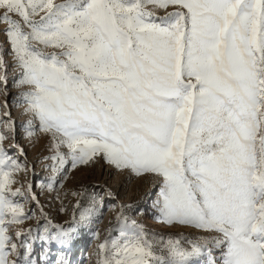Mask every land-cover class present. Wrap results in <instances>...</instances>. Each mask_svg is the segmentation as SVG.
<instances>
[{"label": "snow or ice", "instance_id": "snow-or-ice-1", "mask_svg": "<svg viewBox=\"0 0 264 264\" xmlns=\"http://www.w3.org/2000/svg\"><path fill=\"white\" fill-rule=\"evenodd\" d=\"M0 33V91L10 54L27 135L49 137L53 172L102 160L154 174L160 222L216 234L165 239L133 221L98 245L99 264H264V0H0ZM4 115L0 264H38L34 230L9 232L32 217ZM44 218L39 239L68 247L76 230ZM49 253L44 264H70Z\"/></svg>", "mask_w": 264, "mask_h": 264}, {"label": "rangeland", "instance_id": "rangeland-1", "mask_svg": "<svg viewBox=\"0 0 264 264\" xmlns=\"http://www.w3.org/2000/svg\"><path fill=\"white\" fill-rule=\"evenodd\" d=\"M156 12L157 15L165 14V10L161 9H157ZM0 45L8 47L2 33ZM5 59L8 63L9 95L5 96L0 91V105L5 101L8 104L7 109L0 108V122L8 119L4 115L5 111L10 113L12 121L10 127L14 128V139L5 140L4 147L8 155L22 165L26 162L28 166L27 174L24 172L14 174L17 183L13 188H21L23 195H18L15 199L32 217L25 219L22 225L10 226L9 232L14 235L20 229L34 230L28 242L33 246L38 264H44L41 259L42 250L48 249L53 259L62 252L70 264H99L102 256L98 245L105 240L118 238L122 230L130 229L133 221L137 225H142L150 235L163 236L165 239L169 236L194 239L198 236L216 235L188 226H170L160 222L157 219L159 213L153 206L159 190V177L154 174L136 177L117 170L102 160L80 165L66 173L53 172L52 168L57 162L49 159L54 154V150H50L49 137L44 133H37L32 137L27 135V123L31 116L25 112L26 105L21 98L22 89L15 84L19 79V71L14 68L10 54H7ZM2 129L3 124L0 123V130ZM20 149H23V155ZM61 151L66 153L67 149ZM29 184L32 185L30 190ZM33 196L36 197L35 200L32 199ZM82 211L86 212V218L83 220L80 217ZM45 215L55 225L76 230L74 239L68 247L62 248L55 242L49 244L39 239L47 223ZM118 216H121L120 220H117ZM181 242L184 243L183 240ZM213 255L218 256L219 253L213 250ZM206 260L207 256L201 258V264H205Z\"/></svg>", "mask_w": 264, "mask_h": 264}]
</instances>
